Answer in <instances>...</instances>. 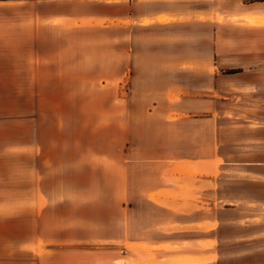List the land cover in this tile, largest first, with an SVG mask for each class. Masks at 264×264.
Listing matches in <instances>:
<instances>
[{
	"label": "crops",
	"instance_id": "0c3cea01",
	"mask_svg": "<svg viewBox=\"0 0 264 264\" xmlns=\"http://www.w3.org/2000/svg\"><path fill=\"white\" fill-rule=\"evenodd\" d=\"M33 16L14 41L34 74L58 28L106 36L86 66L115 91L129 78L111 101L128 145L96 163L40 132L0 140V264H264V2L42 0Z\"/></svg>",
	"mask_w": 264,
	"mask_h": 264
},
{
	"label": "rangeland",
	"instance_id": "374dc122",
	"mask_svg": "<svg viewBox=\"0 0 264 264\" xmlns=\"http://www.w3.org/2000/svg\"><path fill=\"white\" fill-rule=\"evenodd\" d=\"M7 1L26 3H0V140L29 139L40 132L43 147L83 148L96 163L100 152L111 150L115 143L121 142L123 148L128 145L124 108L123 118L113 121L111 101L118 96L128 97L129 78H124L120 90L115 91L104 86L107 76L95 59H91V72L86 66L89 55L94 57L100 52L99 42L106 36L61 26L55 44L42 42L39 46L42 51H52V65L41 66L34 74L33 59L26 65L16 59L14 38L24 32L31 35L32 27L23 23L19 26L17 20L25 19L27 24L33 21V2L42 0ZM29 45L27 50L31 49ZM11 162L16 163V158ZM95 164L91 165L92 172H97ZM93 189L92 193L96 191ZM90 256L99 257L93 252ZM106 256L111 257L107 252ZM127 262L128 259L119 264Z\"/></svg>",
	"mask_w": 264,
	"mask_h": 264
},
{
	"label": "trees",
	"instance_id": "16d2710c",
	"mask_svg": "<svg viewBox=\"0 0 264 264\" xmlns=\"http://www.w3.org/2000/svg\"><path fill=\"white\" fill-rule=\"evenodd\" d=\"M0 1H7V0H0ZM246 2H264V0H245ZM238 71L236 70H231V71H228L226 72L227 74H235L237 73Z\"/></svg>",
	"mask_w": 264,
	"mask_h": 264
},
{
	"label": "bare ground",
	"instance_id": "6f19581e",
	"mask_svg": "<svg viewBox=\"0 0 264 264\" xmlns=\"http://www.w3.org/2000/svg\"><path fill=\"white\" fill-rule=\"evenodd\" d=\"M253 19H254V18H253ZM253 22H254V23H257V24H264V18L254 19Z\"/></svg>",
	"mask_w": 264,
	"mask_h": 264
}]
</instances>
